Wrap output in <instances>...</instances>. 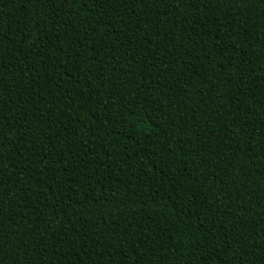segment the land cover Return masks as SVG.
Returning a JSON list of instances; mask_svg holds the SVG:
<instances>
[{"label":"trees","instance_id":"1","mask_svg":"<svg viewBox=\"0 0 264 264\" xmlns=\"http://www.w3.org/2000/svg\"><path fill=\"white\" fill-rule=\"evenodd\" d=\"M0 264H264V0H0Z\"/></svg>","mask_w":264,"mask_h":264}]
</instances>
